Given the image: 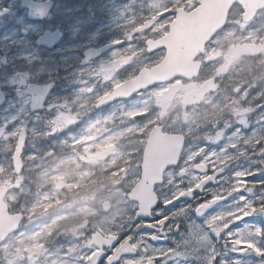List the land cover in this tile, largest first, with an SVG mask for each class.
<instances>
[{"label":"flooded vegetation","instance_id":"obj_1","mask_svg":"<svg viewBox=\"0 0 264 264\" xmlns=\"http://www.w3.org/2000/svg\"><path fill=\"white\" fill-rule=\"evenodd\" d=\"M80 1L82 2L75 6L66 0H0V75L2 73L7 75L6 81L0 82V91L5 97L4 106L13 100V95H16L14 89L20 91L23 87L22 90L26 92L29 102L28 86L51 84V92L45 100L44 109L40 113L31 115L47 113L49 101L55 98L68 101L76 95H82L92 98V105L87 107L84 118L87 122H95L94 130L99 128L92 138L95 143L98 142L97 146L92 148L94 152L89 150L87 155L82 150L81 140L68 143L66 138L62 137L63 127L55 131L53 123L48 120V113L46 114L41 122V135L46 142H42L43 144L39 146L46 152V150L56 151L57 143L69 144L73 151L65 148V153H73L81 160H87L88 157V162H85L86 160L81 162L82 168L87 169L82 172L83 176H87L85 185L80 187L83 176L77 175L75 178H79L80 185L77 189H73L72 193L77 194L79 199L76 201L79 202L75 201L70 206L60 209L59 206L53 205L54 211L49 210L46 216L39 207L37 196H35L36 201H32L33 206L36 205L32 210L27 208L16 210L17 212L10 211L11 214H20L22 223L17 232L9 235L4 242V246L11 247L12 254L9 252L8 255H2L0 252V264H9V262L11 264L16 256L13 251L17 245L13 239L23 234L34 237L35 251L26 255L28 258L34 257L31 259L36 264H43L44 261L49 260L52 256L50 252L56 246L63 247L61 250L58 249L59 255H63L60 261L69 260L71 264L76 262L72 260V255L67 253L73 249L82 255L85 254L84 259L88 264L95 252L104 250L118 236L120 244L114 255L119 249L133 250L134 246L123 237L130 230L135 229L137 206L127 199L126 202L130 206L127 218L124 220L125 214L120 218L116 216L117 226L111 227L109 233L104 229L99 230L97 234L92 232L90 227L94 223L99 224L100 219L104 217L105 212L102 211L105 208L104 194L129 192L141 186L149 160L144 157L148 153L145 150L148 147L149 153H154V145L158 143L156 140L158 137L181 136L184 143L176 166L167 167L164 171L163 184L152 186L157 198L166 181L174 184L183 183L185 186L192 181L198 186L203 180L218 173L231 176L237 168H246L249 164L256 165L249 82L246 85H243V82L239 85L224 83L226 75L236 63L233 57L223 58L225 62L218 66L217 70L210 69L212 64L209 57L210 50L219 42L226 27L205 46L204 56L198 60L201 63L199 75L194 80L173 79L167 83L152 85L151 88L134 94L129 99L103 105L102 99L111 94L116 87L136 78L141 69H150L160 62L165 55L164 51L147 54L146 43L149 40L159 39L163 34L156 38H139L137 41L138 33L135 32L134 18H130L127 11L121 15L112 11L116 1L120 2V0ZM194 6L195 4L191 8ZM114 9L117 10L116 7ZM234 10L239 11L241 15L240 7L234 6L230 14ZM22 24H25L27 32L21 31ZM52 35L58 37V41L55 42L56 39ZM42 36L50 39L39 45L38 41ZM25 39H29L32 47L34 46L33 48L42 54L40 55L42 57L33 61L30 70L36 72V69L47 65L57 66L53 73H45L42 77L35 76L36 79L30 77L26 60L18 57L22 48L24 49ZM138 44H141L140 51ZM63 48L65 54L58 53ZM48 54L52 57H48ZM154 56L157 57V62L148 66V58ZM64 58L67 60L63 63L61 60ZM216 59L217 56L214 61ZM13 82L14 85L10 86ZM205 83H209L211 89L200 104L185 105L187 95L204 86ZM183 85H187L189 90L184 92L177 104L176 92ZM169 91L171 93L167 95ZM161 103L167 106L165 110L161 107ZM176 104L178 107L175 106ZM141 106L145 108V112L140 111ZM82 108L71 110L77 113ZM201 108L206 109V114L196 138L198 145L202 144L203 150L196 154L187 150L189 143L192 140L195 142L194 134H185L184 130L185 126L192 122L191 114ZM51 113L49 119L55 114ZM176 116L179 121L174 122L173 118ZM76 122L73 128L79 129L83 121L77 117ZM87 143V145L93 144L91 139ZM198 166L201 167L196 171ZM156 175L155 172L154 176ZM249 179H257V177H249ZM223 185L225 192L221 196H216L217 199L244 187L239 172L234 180ZM148 187L149 184L146 185V188ZM256 192L259 193L258 188ZM70 197L72 196L65 194L56 198L63 207L70 202ZM128 205L124 207L127 209ZM245 207L249 213L252 211L247 205ZM239 210L243 211V209ZM54 218H58V227L52 220ZM248 221L252 224L262 223L260 219L251 217ZM50 223L52 229L47 234L45 229ZM56 230L64 233L58 237ZM42 231L46 241L42 240ZM148 262L149 260L144 264Z\"/></svg>","mask_w":264,"mask_h":264},{"label":"rangeland","instance_id":"obj_2","mask_svg":"<svg viewBox=\"0 0 264 264\" xmlns=\"http://www.w3.org/2000/svg\"><path fill=\"white\" fill-rule=\"evenodd\" d=\"M66 1L75 6H78V3L82 2L80 0ZM195 1L196 0H120V2L116 1L117 3L113 6L112 11L119 15L125 14L127 11L129 17L134 18L133 22L135 23V32L138 33L136 37L138 41L139 38H156L164 34L170 23V19L173 17L175 9H180L181 7L184 10H190L192 5L195 4ZM115 7L117 10L114 9ZM230 18L226 30H224L219 38V42L210 50L209 57L212 63L210 69L217 70L218 66H221L223 62H225V58L229 59L233 57L236 63L229 70V74L226 75L224 83L226 84L228 82L231 85H239L243 82V85H246L249 82L256 164L264 165V161L258 159L260 152H264V11L258 14L256 19L249 24H242L240 12L237 10H234ZM22 28L21 31L25 30V32H27L28 29L25 24H22ZM29 41V39H25L24 49L22 48L18 57H22L26 60L27 67L29 68V71H27L28 74L31 75L30 77L36 79L35 76L42 77L45 73H53L57 66L50 67L47 65L41 69H36V72L35 70H30L33 61L42 57L40 56L42 54H40L37 49L33 48L34 46L32 47ZM140 45L141 44H138L139 51L141 50ZM58 53L65 54V49L63 48V50H60ZM50 55L51 54H48V57H52ZM216 56L217 59L214 61ZM66 60L67 59L64 58V60L62 59L61 61L64 63ZM156 61L157 57H150L148 58L147 65L149 66ZM139 63L142 65L141 60H139ZM6 77L7 75L2 73L0 75V82L6 81ZM11 85L13 86L14 82L10 84V86ZM22 89H20V91L14 89L13 92L16 93V95H13V100L6 103L0 110V185L5 186L8 190L4 201L7 203L10 211L17 212L16 210L21 211L27 208L32 210L36 207V205L33 206L32 201L35 200V196H37L40 204L39 207H41L44 216H46L49 210L54 211L53 205L59 206V209L65 208L79 199L76 196L77 194L72 193L73 189H77L80 185L79 178L75 177H77V175L83 176L82 172L87 169L82 168L83 165H81V162H84L86 159L81 160L73 153L64 152L65 148L69 151H73V148H71L69 144L57 143L56 151L46 150L45 152L42 150V147L39 145L45 143L46 140L43 135H41V122L48 113V120L53 123L54 130L57 131L58 128L63 127L64 135L62 137H65L68 143L73 140H81V144H83L82 150L87 155H89V150L94 152L92 148L97 146L96 143L98 142L95 143L92 138L93 134L96 133L99 128L94 130L95 122H87L84 118L87 114V112H85L87 107L92 105L91 97L76 95L68 101L55 98L49 101L47 113L45 112L44 115L35 114L33 116L28 113V98L25 95L26 92ZM188 90L189 87L183 85V87L176 92L175 100L177 104L178 100L183 97L182 95L184 92ZM246 91L245 89L244 92ZM177 104L175 106L178 107ZM81 107L83 108L77 113L72 112L73 109L77 110V108ZM161 107L163 110L167 108V106L162 103ZM169 108L171 107L169 106ZM140 111L145 112V108L141 106ZM51 112L55 114L54 117L49 119V115H52ZM205 114L206 109L201 108L195 110L191 114L192 122L185 126L184 130L185 134H194L195 142L192 140L187 150L193 151L196 154L203 150L202 144L198 145L196 134L201 131L200 127L203 118H205ZM77 117L83 121L79 129L73 128L74 123H77ZM173 121H179L177 116L173 118ZM23 128L26 129L28 135L26 147L22 154L25 169L20 176L15 178L13 177L10 167V155L14 149L13 145L17 137L16 135L18 131ZM89 139H91L93 144L87 145ZM47 140H49V138H47ZM86 158L87 160L85 162H88L89 159L88 157ZM86 178L87 176L84 175L80 187L85 185ZM257 179H259V177H257ZM173 185V182L166 181V185L162 189L167 190ZM224 190V185H222V189H218L216 196L223 195L225 192ZM65 194L71 195L72 197H70V202L62 207L57 198L59 195L63 196ZM124 194L125 192H113L112 194L103 195L105 208H103L102 211L105 212L104 217L100 219L99 224L94 223L93 226L90 227L92 232L99 234V230L105 229L107 233H109L111 227L117 226L115 221L116 216L120 218L125 214L124 220L127 218L126 215L130 206L127 204ZM124 205H128L127 209ZM57 219L54 218L52 220L58 227L59 221ZM261 222L264 223L262 220ZM51 229L52 224L50 223L45 229V232L48 234ZM56 231L58 232V237L64 233V231ZM44 235L43 232L42 240L46 241L43 237ZM90 239H93V237H90ZM13 241H15L17 245L14 247L15 250L13 251L16 256L11 261V264H36L32 262L31 259L34 257L28 258V255H26V253L35 251L36 243H34V237L23 234L14 237ZM262 243V246H264V241ZM62 248V246L60 248L56 246L51 250V258L44 261L43 264H67L68 262L66 261L68 260L62 259L60 261L63 255H59L58 249L61 250ZM10 250L11 247L8 248V245L0 247L2 255H8L9 252L12 254ZM67 253L71 254L72 260L76 261L73 264H87L84 259L85 254L82 255L80 252H77V250L74 251L73 249H70ZM148 260V258H143L141 264L146 263ZM129 264H136V262L129 261ZM174 264H179V261H175Z\"/></svg>","mask_w":264,"mask_h":264},{"label":"snow or ice","instance_id":"obj_3","mask_svg":"<svg viewBox=\"0 0 264 264\" xmlns=\"http://www.w3.org/2000/svg\"><path fill=\"white\" fill-rule=\"evenodd\" d=\"M258 159L264 161V152ZM237 172L244 187L217 199L218 189L234 180ZM250 217L264 221L262 164L237 168L231 176L218 173L198 186L189 181L188 186L162 189L152 207L137 216L135 229L123 237L133 250L114 255L118 236L100 252L97 264H141L143 258L149 264H264V223H249Z\"/></svg>","mask_w":264,"mask_h":264},{"label":"water","instance_id":"obj_4","mask_svg":"<svg viewBox=\"0 0 264 264\" xmlns=\"http://www.w3.org/2000/svg\"><path fill=\"white\" fill-rule=\"evenodd\" d=\"M234 4L242 8L244 22L253 19L258 10L264 9V0H198L197 6L189 13L182 9L176 11L168 28V34L157 42L149 43V45H155L152 50L165 49L166 55L159 66L150 70H142L137 79L120 85L112 94L104 98V104L127 98L137 90L139 91L154 83L171 81L176 77L182 79L196 77L200 68V63L195 61L196 58L203 54L205 44L223 28L227 19L226 16ZM52 37L56 39L55 42L59 39L53 35ZM49 39L47 36L41 37L38 43L43 44ZM50 88V86L38 87L35 85L28 87L31 96L30 112L43 109L44 99ZM209 89L210 85L205 84V86L195 90L186 99V105L198 104ZM170 93L171 91L167 95ZM2 103L3 95L0 93V106ZM18 136L16 148L12 155L14 174H19L22 170L20 155L24 149L25 131H21ZM156 140L158 143L154 145V153H149L148 147L145 151L148 153L144 157L149 158V160H147L148 164H146L145 176L140 183V188L134 189L128 194L129 200L136 201L139 206L138 215L143 214L146 209L152 207L155 202L154 196L151 195L152 186L155 185V181L160 182L161 174L167 166L176 165L182 151L183 139L181 137L161 136ZM155 172L157 173L156 176H154ZM147 184H149L148 188H146ZM5 194L6 190L0 186V243L8 234L14 232L20 223V215L10 216L6 212L7 207L2 201ZM122 251H118L116 254ZM98 256L99 254H95L90 260V264H97Z\"/></svg>","mask_w":264,"mask_h":264}]
</instances>
